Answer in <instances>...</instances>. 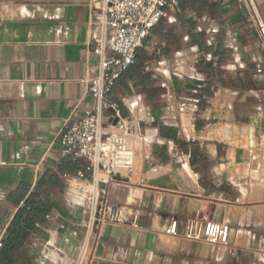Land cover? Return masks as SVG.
<instances>
[{
    "label": "crops",
    "instance_id": "crops-1",
    "mask_svg": "<svg viewBox=\"0 0 264 264\" xmlns=\"http://www.w3.org/2000/svg\"><path fill=\"white\" fill-rule=\"evenodd\" d=\"M206 1L201 17L179 10L169 16L174 34L173 25L168 32L161 23L155 27L134 68L112 88L113 99L125 103L124 125L137 135V157L132 174L118 172L116 179L109 173L97 185L100 202L123 223L103 226L87 263L264 264V189L252 187L264 183V171L241 165L234 151L224 164L207 165L224 143L208 139L217 130H205L209 122L223 125L225 117L236 122L256 115L250 101L257 85L264 88V0ZM95 31L90 0H0V239L17 210L8 195L21 183L32 191L43 173L71 165L60 178L65 189L47 191L53 208L30 240L33 264H43L39 254L48 248L67 256L61 260L67 264L86 234L91 206L70 180L87 163L63 158L60 135L95 106L88 90L98 74ZM203 63L219 76L197 72ZM109 120L104 113L103 125ZM193 146L203 163L191 165ZM193 217L228 226V246L164 234L172 221L181 234Z\"/></svg>",
    "mask_w": 264,
    "mask_h": 264
},
{
    "label": "built area",
    "instance_id": "built-area-1",
    "mask_svg": "<svg viewBox=\"0 0 264 264\" xmlns=\"http://www.w3.org/2000/svg\"><path fill=\"white\" fill-rule=\"evenodd\" d=\"M90 4L92 25L96 29L92 41L98 74L88 83V90L95 106L63 131L60 144L64 159L72 163L80 160L87 163L70 181L81 187L84 201L91 206L79 255L88 252V257L92 260L103 226L123 223L118 211L100 202L97 185L102 179L99 175L113 172L132 174L137 157V135L121 119V107L125 103L115 101L111 91L121 74L134 66L138 49L153 29L170 12L178 11V2L90 0ZM104 113L109 114L108 126L102 123ZM164 234L224 249L228 246L229 228L222 223L193 217L185 221L181 234L178 233L176 221L170 223Z\"/></svg>",
    "mask_w": 264,
    "mask_h": 264
},
{
    "label": "rangeland",
    "instance_id": "rangeland-1",
    "mask_svg": "<svg viewBox=\"0 0 264 264\" xmlns=\"http://www.w3.org/2000/svg\"><path fill=\"white\" fill-rule=\"evenodd\" d=\"M174 16V13H169L168 17L163 19L159 26L162 31H170L169 25H173L174 27L171 28V31H173V34L178 30L176 29V25L173 23V18H169V16ZM159 23V24H160ZM171 23V24H170ZM158 24V25H159ZM157 25V26H158ZM156 26V27H157ZM198 36L199 41L201 40V32H198V34H195ZM180 71L182 73L186 74L190 77H196L194 76V72L190 71L186 68V66H181ZM196 71H206L210 72L212 77L214 78L216 74L219 76V71L216 69H213L209 66H207L205 63L201 64L200 66L196 67ZM245 82L249 81L247 77H244ZM251 83V80L250 82ZM262 84V83H261ZM180 89H183V86H179ZM260 90H264L262 86L257 85L256 93L252 94L253 98L250 101V103L255 104L256 109V115H250L249 120L247 117L239 118L236 122L231 121L230 118H226L227 122H223V125H219L216 127L215 123H208V127H206L205 130H217V135H215L213 138H208L209 140H217L221 141L224 144L220 145V148L218 149V159L213 162L207 161V165L211 164H224L230 157L232 152L234 151V154L236 152L237 160L241 162L240 164H246V165H253V168L260 169L261 171H264V116L260 120L258 119L262 112H264V94L260 92ZM232 96V94H230ZM209 96V95H206ZM209 98V97H208ZM211 98V97H210ZM136 103V102H132ZM209 104L205 105L207 108H211L210 101H208ZM215 105V104H213ZM224 107L226 105L224 104ZM246 108L248 111V107H239V109ZM252 113V111H251ZM202 139L204 138V134L200 135ZM192 141V140H191ZM214 142H206L207 145H211ZM204 155L207 156V151H211L210 146L203 147ZM233 158V156H232ZM209 160V159H208ZM140 165V163H138ZM108 174H100L99 177L105 180L107 178ZM251 177L254 179L256 176L252 173ZM253 189H264V183L262 181H254L252 182ZM60 190L65 189V182L64 185L62 184L59 186ZM260 194V193H259ZM81 249L79 250V252ZM78 250L75 254L68 255V262L67 264H85L88 258V252H86L84 255H79L80 253ZM31 258H32V264H33V250H30ZM56 252L52 253V249L48 248L45 251V254H39V257L42 258L40 263L43 264H62L61 260L63 258H67L65 255H55ZM51 255V256H50Z\"/></svg>",
    "mask_w": 264,
    "mask_h": 264
},
{
    "label": "trees",
    "instance_id": "trees-1",
    "mask_svg": "<svg viewBox=\"0 0 264 264\" xmlns=\"http://www.w3.org/2000/svg\"><path fill=\"white\" fill-rule=\"evenodd\" d=\"M177 2L180 12L195 13L197 17H201L208 7L206 0H177ZM134 66L126 70H132ZM168 137L171 136L168 135ZM187 146L184 144L185 151H187ZM190 156L191 165H194L198 159L202 163L205 161V157L197 147L193 146ZM70 167L71 165H59L56 170L43 173L32 191H30L29 184L21 183L15 191L8 195L9 204L17 210L1 240L0 264H32L30 240L43 226L45 218L53 208L47 191L60 186L61 176Z\"/></svg>",
    "mask_w": 264,
    "mask_h": 264
},
{
    "label": "bare ground",
    "instance_id": "bare-ground-1",
    "mask_svg": "<svg viewBox=\"0 0 264 264\" xmlns=\"http://www.w3.org/2000/svg\"><path fill=\"white\" fill-rule=\"evenodd\" d=\"M183 120H184V124L183 125H185L186 127H188V121L186 120V118H183ZM113 177L116 178V179L122 178V176L118 172H116L115 174H113Z\"/></svg>",
    "mask_w": 264,
    "mask_h": 264
}]
</instances>
